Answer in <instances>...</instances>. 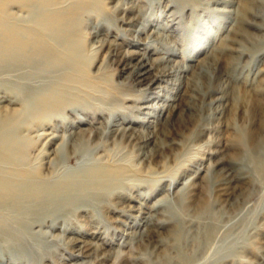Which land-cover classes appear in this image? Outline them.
I'll use <instances>...</instances> for the list:
<instances>
[{
  "label": "rangeland",
  "instance_id": "rangeland-1",
  "mask_svg": "<svg viewBox=\"0 0 264 264\" xmlns=\"http://www.w3.org/2000/svg\"><path fill=\"white\" fill-rule=\"evenodd\" d=\"M33 1L0 0L46 46L0 60V177L58 201L0 209V264H264V0Z\"/></svg>",
  "mask_w": 264,
  "mask_h": 264
},
{
  "label": "bare ground",
  "instance_id": "bare-ground-1",
  "mask_svg": "<svg viewBox=\"0 0 264 264\" xmlns=\"http://www.w3.org/2000/svg\"><path fill=\"white\" fill-rule=\"evenodd\" d=\"M223 1H229V0H223ZM34 2V1H33ZM83 3V2H82ZM8 4V3H7ZM88 5V4H86ZM45 7L44 4H42L41 0H36L34 3H32L31 5V9L33 10H42L43 12V8ZM81 8V7H80ZM85 8V7H84ZM78 9V8H77ZM82 9V8H81ZM32 10V11H33ZM0 12L1 13H5V11L3 10V8H0ZM34 12V11H33ZM243 12V11H242ZM86 13V12H85ZM83 13V14H85ZM246 13V12H244ZM243 13V15H244ZM248 13V12H247ZM246 13V14H247ZM7 14V13H6ZM245 14V15H246ZM5 15V14H4ZM7 16V15H6ZM86 17V16H85ZM96 17V16H95ZM9 18V16H8ZM7 18V19H8ZM13 18V17H12ZM99 18V17H98ZM26 19V18H25ZM27 20V19H26ZM6 22V21H5ZM23 22V21H21ZM26 22V21H25ZM24 24H27L25 23ZM43 27V26H42ZM45 27V26H44ZM33 28V25H32ZM48 28V27H47ZM55 28V27H54ZM34 30V29H33ZM49 31V30H48ZM58 31V30H57ZM74 31V30H73ZM27 33V32H26ZM30 33H34L35 31H31ZM55 34V33H54ZM37 37L38 35L40 36L39 33L35 34ZM45 35V34H44ZM43 35V36H44ZM48 37V35H47ZM42 40V39H41ZM51 40V39H50ZM41 42V41H40ZM46 42V41H45ZM50 43V42H49ZM37 45L39 46H44V45H40L37 43V40H33L31 38H29L25 32L23 30H21L20 28H16L14 27V25H9L8 23L5 24H1L0 23V60L5 61V60H11L14 57L17 59H27L29 60L31 63H37L38 61H44L45 60V56L44 55H40V51L38 52L36 50ZM36 47V48H35ZM46 47V46H44ZM57 47V46H56ZM29 50H27V49ZM35 48L34 52L33 49ZM51 48V47H50ZM16 50L17 54H12V50ZM58 49V48H57ZM59 50V49H58ZM65 50V49H64ZM52 51V50H51ZM54 51V49H53ZM52 51V52H53ZM60 51V50H59ZM77 51V50H76ZM75 51V52H76ZM71 52V50H70ZM73 52V53H75ZM60 53V52H59ZM63 53V52H62ZM77 53V52H76ZM66 54V53H65ZM63 56V55H62ZM66 56V55H65ZM69 56V55H68ZM58 57V56H57ZM25 61V60H24ZM63 61V59L61 60ZM45 63V62H44ZM62 63V62H61ZM52 65V63H50ZM58 64V63H57ZM140 69V68H139ZM35 70V69H34ZM12 72V71H11ZM19 72V71H18ZM27 72V71H26ZM63 74V73H62ZM59 75V74H58ZM58 78V77H57ZM49 79V78H47ZM50 80V79H49ZM27 86V85H26ZM40 87V86H39ZM42 87V86H41ZM64 87V86H63ZM54 88V87H53ZM52 88V89H53ZM37 89V88H35ZM39 89V88H38ZM47 89V88H46ZM60 89V88H59ZM69 89V88H68ZM77 89V88H76ZM44 90V89H43ZM48 90V89H47ZM61 90V89H60ZM67 90V89H66ZM75 90V89H74ZM42 91V90H41ZM39 92V91H38ZM41 92H39L40 94ZM43 93V92H42ZM61 94V93H60ZM67 94V93H66ZM65 94V95H66ZM38 95V94H37ZM86 95V94H85ZM43 96V95H42ZM60 96V95H59ZM24 100V99H23ZM52 100V99H51ZM56 100V99H55ZM78 100V99H77ZM31 102V101H30ZM62 102V101H61ZM25 103V100H24ZM43 103V102H42ZM58 104V103H57ZM65 104V103H64ZM25 105V104H24ZM28 105V104H27ZM27 105H25V107H27ZM30 105V104H29ZM86 105V104H85ZM95 105V104H94ZM57 106V105H56ZM59 106H61V104H59ZM24 107V108H25ZM68 107V106H67ZM37 108V107H35ZM34 108V109H35ZM45 108V107H44ZM43 108V109H44ZM32 109V110H34ZM38 109V108H37ZM27 110V109H26ZM75 110V109H74ZM39 111V109H38ZM36 113V112H34ZM124 113V112H123ZM111 114V113H110ZM36 115V114H35ZM34 116V114H33ZM43 116V115H42ZM41 117V116H40ZM7 124V123H6ZM7 127V126H6ZM264 129V128H263ZM116 130V129H115ZM140 136V135H139ZM153 137V136H152ZM263 138V137H262ZM255 139V138H254ZM264 141V140H263ZM8 142V141H6ZM11 142V141H10ZM9 142V143H10ZM3 143V142H2ZM6 144V143H5ZM11 144V143H10ZM260 145V144H259ZM9 147V146H8ZM6 150V149H5ZM10 151V150H9ZM143 153V152H142ZM144 156V155H143ZM74 157V156H73ZM3 159V158H2ZM5 164V162L3 163ZM42 165V164H41ZM87 169V168H86ZM87 173V172H86ZM52 174V172H51ZM56 174V172H55ZM13 176V175H12ZM82 179L84 178L83 176H81ZM54 178V177H53ZM108 178V176H107ZM106 178V179H107ZM43 179V178H42ZM57 179V178H56ZM55 179V180H56ZM104 179V178H103ZM38 181V180H37ZM52 181V179H51ZM50 181V182H51ZM94 181V179H93ZM104 182V181H103ZM52 184V183H51ZM79 184V183H78ZM77 184V185H78ZM95 184V183H94ZM57 185V184H56ZM81 185V184H80ZM97 185V184H96ZM52 186V185H51ZM89 186V185H88ZM54 187V185H53ZM100 187V186H99ZM104 188V186H103ZM106 188V187H105ZM95 189V188H94ZM97 189V188H96ZM101 189V188H100ZM135 189V188H134ZM55 191V187L54 189L50 188L49 186H45V187H41L39 185L34 186L31 184H28L27 181H16L13 179H9V178H4V177H0V209H3L4 207H8V206H14V204H16L17 202L21 201V199L23 197L29 198L31 199L33 202H35L38 198L41 197H45L42 198V202L45 201H49V202H57L58 198L54 197L53 194H50V192L52 193L53 191ZM89 190V189H88ZM99 190V188H98ZM97 190V191H98ZM103 190V189H101ZM50 191V192H49ZM65 192L64 190L60 193ZM56 194V193H55ZM57 195V194H56ZM23 201V200H22ZM86 202V201H85ZM82 203V201H81ZM86 206V205H85ZM30 209V208H29ZM30 213V211H29ZM49 214V213H48ZM5 230V229H4ZM10 230V229H9ZM3 231V230H2ZM7 232V231H6ZM187 263V262H186ZM177 264V263H176Z\"/></svg>",
  "mask_w": 264,
  "mask_h": 264
}]
</instances>
